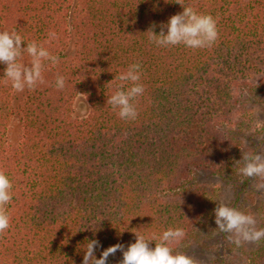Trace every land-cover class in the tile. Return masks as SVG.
I'll return each mask as SVG.
<instances>
[{
    "label": "trees",
    "instance_id": "obj_1",
    "mask_svg": "<svg viewBox=\"0 0 264 264\" xmlns=\"http://www.w3.org/2000/svg\"><path fill=\"white\" fill-rule=\"evenodd\" d=\"M183 3L216 19L211 47L150 40L153 25L159 35L183 11L175 0H0V31L15 30L23 47L35 41L59 59L46 62L44 84L23 92L0 64V170L13 184L0 264H83L92 240L100 259L110 246L134 243V232L155 237L154 249L177 228L185 235L169 246L187 255L212 218L211 190L198 173L231 183L237 199L254 179L241 169L251 162L243 153L256 154L246 142L264 108V0ZM50 32L57 38L49 42ZM134 63L145 91L137 119L126 121L106 101L121 84L115 76ZM79 94L90 108L82 118L72 115ZM14 119L23 128L16 141ZM122 259L118 251L107 264ZM246 264H264V240Z\"/></svg>",
    "mask_w": 264,
    "mask_h": 264
},
{
    "label": "clouds",
    "instance_id": "obj_2",
    "mask_svg": "<svg viewBox=\"0 0 264 264\" xmlns=\"http://www.w3.org/2000/svg\"><path fill=\"white\" fill-rule=\"evenodd\" d=\"M183 11L171 16L167 22L161 26V31L157 35L153 28L150 40L157 47H170L184 45L190 49H204L211 47L219 37L217 21L212 15L199 14L194 8L185 6L183 0H175ZM167 29L165 34L164 29ZM57 38L55 32L49 33V42ZM24 39L17 31H0V64L5 65L4 76L11 81L12 87L17 92H23L25 88L34 89L38 85L44 84V71L46 62L56 65L59 62L57 56L52 55L43 44L35 41L28 43L27 47L22 45ZM30 57V64L22 63L23 56ZM141 65L134 63L127 71L115 76L121 84L118 90L107 98L106 103L114 110H118V116L126 121H134L138 117L136 101L144 91L141 80ZM56 87H65V78L58 76ZM245 160H250L242 169L244 176L249 178H260L264 180V159L259 154L245 155ZM13 184L8 176L0 170V236L10 227V216L5 210V206L11 201V190ZM257 188H264V183L257 184ZM217 224L220 231L235 236V242L241 241L249 243H259L264 240V229L256 227L257 221L252 215L229 206H221L216 209ZM135 233V242L126 249L124 245L117 243L108 247L102 252L101 258L96 259L94 251L99 245L98 240L88 242L84 255L83 264H107L109 256H114L118 251L123 253V259L118 264H194L193 259L186 254H174L169 246L174 241L181 240L185 233L182 229H168L159 237L155 248L150 247V242L155 240L146 239L145 236Z\"/></svg>",
    "mask_w": 264,
    "mask_h": 264
},
{
    "label": "rangeland",
    "instance_id": "obj_3",
    "mask_svg": "<svg viewBox=\"0 0 264 264\" xmlns=\"http://www.w3.org/2000/svg\"><path fill=\"white\" fill-rule=\"evenodd\" d=\"M89 110V104L85 96L79 94L73 105L72 115L82 118L88 115ZM258 113L260 118L255 127V132L256 130L257 132L246 144L252 145L251 142L253 140L255 142L253 148L256 147V154H259L264 159V130H261L264 125V108L258 109ZM9 127L10 139L18 140L23 133L22 123L18 119H14ZM245 155L243 153V156ZM197 179L201 183L206 184L211 190L212 218L198 232L190 246L188 245L187 255L193 259L194 264H246L251 251L256 247L257 243H249L242 240L240 244H237L234 235L220 231L216 222V209L221 206H229L238 209L244 214L252 215L257 221L256 227L259 229L258 219L260 210L264 206V188H257L259 181L254 178L246 190L241 192L240 198L237 199V188L231 183H227L206 171H200Z\"/></svg>",
    "mask_w": 264,
    "mask_h": 264
}]
</instances>
